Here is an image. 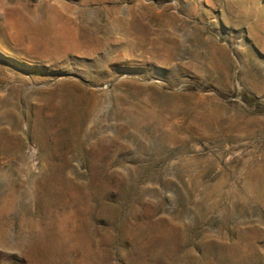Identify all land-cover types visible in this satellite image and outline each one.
<instances>
[{"label":"rangeland","instance_id":"1","mask_svg":"<svg viewBox=\"0 0 264 264\" xmlns=\"http://www.w3.org/2000/svg\"><path fill=\"white\" fill-rule=\"evenodd\" d=\"M264 0H0V264H264Z\"/></svg>","mask_w":264,"mask_h":264},{"label":"trees","instance_id":"2","mask_svg":"<svg viewBox=\"0 0 264 264\" xmlns=\"http://www.w3.org/2000/svg\"><path fill=\"white\" fill-rule=\"evenodd\" d=\"M241 102L247 107L249 111H251L255 115L264 114V99L258 100L254 96L241 92L239 95Z\"/></svg>","mask_w":264,"mask_h":264}]
</instances>
